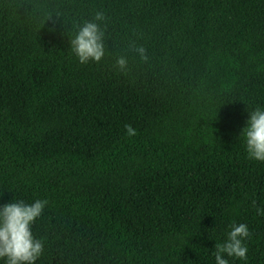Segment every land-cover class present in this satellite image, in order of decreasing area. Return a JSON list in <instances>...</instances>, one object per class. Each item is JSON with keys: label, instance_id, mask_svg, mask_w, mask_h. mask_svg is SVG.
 Here are the masks:
<instances>
[{"label": "trees", "instance_id": "obj_1", "mask_svg": "<svg viewBox=\"0 0 264 264\" xmlns=\"http://www.w3.org/2000/svg\"><path fill=\"white\" fill-rule=\"evenodd\" d=\"M85 22L99 63L72 51ZM258 106L264 0H0V207L48 201L36 264H216L233 223L247 260L224 258L264 264Z\"/></svg>", "mask_w": 264, "mask_h": 264}, {"label": "clouds", "instance_id": "obj_2", "mask_svg": "<svg viewBox=\"0 0 264 264\" xmlns=\"http://www.w3.org/2000/svg\"><path fill=\"white\" fill-rule=\"evenodd\" d=\"M105 19L103 12L96 13L95 21ZM103 38L104 31L96 22H85L79 28L71 40V48L81 65L89 62L99 63L104 58ZM135 51L142 61H148L147 49L143 45L135 46ZM116 65L118 71L124 72L128 67L127 58L119 57ZM125 128L129 136L136 135V130L130 124H126ZM242 134L249 158L264 162V108L258 106L250 112ZM47 204L46 199H36L31 204L21 200L0 207V258L5 259L6 264H36L43 255L44 243L33 235L32 225L43 214ZM253 205H256L255 201ZM256 212L258 215H264V208L256 207ZM251 235L246 224L233 223L227 240L216 245V264H229L224 258L225 253L229 257L247 260L248 247L244 241L250 239Z\"/></svg>", "mask_w": 264, "mask_h": 264}]
</instances>
